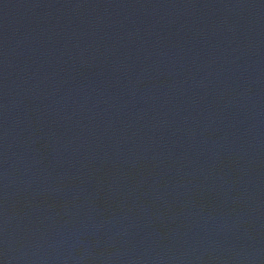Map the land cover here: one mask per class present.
<instances>
[{
  "label": "water",
  "instance_id": "water-1",
  "mask_svg": "<svg viewBox=\"0 0 264 264\" xmlns=\"http://www.w3.org/2000/svg\"><path fill=\"white\" fill-rule=\"evenodd\" d=\"M0 264H264V0H0Z\"/></svg>",
  "mask_w": 264,
  "mask_h": 264
}]
</instances>
